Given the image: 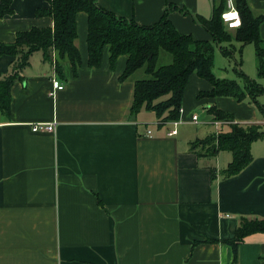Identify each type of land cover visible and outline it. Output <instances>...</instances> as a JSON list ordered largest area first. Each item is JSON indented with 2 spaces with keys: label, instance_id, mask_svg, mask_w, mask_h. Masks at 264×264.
Wrapping results in <instances>:
<instances>
[{
  "label": "crops",
  "instance_id": "crops-1",
  "mask_svg": "<svg viewBox=\"0 0 264 264\" xmlns=\"http://www.w3.org/2000/svg\"><path fill=\"white\" fill-rule=\"evenodd\" d=\"M230 1L99 0V5L142 26L155 25L166 8L176 6L169 20L180 33L212 41L193 17L210 18L220 3L227 11ZM248 2L255 15H264V0ZM48 6L49 0H14V14L0 19V45L14 43L18 32L52 27L50 18L35 13ZM77 26L79 75L65 61L64 75L58 76L35 53L25 81L12 89L9 114L0 112V264H264V234L245 238L237 263L232 247L222 243L234 237L241 217L264 219V141L252 145L253 162L232 178L220 172L233 155L223 151L214 167L210 157L191 149L203 139L193 126L195 109L216 105L235 124L264 127L259 109L223 97L199 101V92L211 85L194 74L178 126H159L150 111L133 118L135 82L143 78L137 74L145 71L120 81L128 57L120 56L111 68L109 48L101 68L88 67L85 13L78 14ZM260 35L264 40V23ZM14 60L0 56V78L10 74ZM55 82L64 88L57 90ZM206 115L202 123L215 130L208 135L230 131L225 123L215 124L208 110ZM36 124H54L56 130L35 132ZM174 129L177 135L169 136Z\"/></svg>",
  "mask_w": 264,
  "mask_h": 264
},
{
  "label": "trees",
  "instance_id": "trees-1",
  "mask_svg": "<svg viewBox=\"0 0 264 264\" xmlns=\"http://www.w3.org/2000/svg\"><path fill=\"white\" fill-rule=\"evenodd\" d=\"M14 0H0V19L13 15ZM242 24L229 30L222 20L226 10L224 3L215 6L210 18L194 16L198 23L212 37V41L196 40L191 34L180 33L169 20L170 13L179 10L168 7L161 20L152 26H142L133 19L116 16L101 8L99 0H49V6L36 10V17L50 18L52 27L44 29L33 27L30 31L18 32L14 43H2L0 56L8 55L15 60L10 74L0 78V112L9 114L12 105L11 92L17 82H24V70L31 64L32 55L41 53L43 61L50 63L58 76L64 75L63 62L68 61L73 76L79 75L83 61L77 46V16H88V67L99 69L103 63V52L109 48L110 66L114 68L120 56H127L126 70L119 78L126 81L134 73L144 70L146 79L135 82L134 100L130 107L131 116L136 117L141 111L154 112L158 125L180 121L181 109L186 90L192 75L196 74L211 85V89L197 95L199 101L207 99L230 98L238 102L253 104L264 118V105L259 99L264 96V87L243 72L242 48L249 44L256 53L258 75L264 78V40L260 35L264 15H255L248 0H234ZM182 13L188 14L181 10ZM234 31V32H233ZM240 44L239 50L234 42ZM234 60L235 72L239 80L218 79L214 74L215 48ZM172 55V63L158 67L161 52ZM239 51L240 58H236ZM213 122H227L230 131L210 134L205 139L195 141L191 149L199 157L213 158L223 151L232 153V161L220 172L222 178H232L244 171L253 162L252 145L264 141V127L258 123L235 124L234 116L216 105L206 108ZM212 179L216 171H211ZM255 233L264 234V219L241 217L235 235L230 240L222 241L233 249L234 263L238 262L239 247L245 238ZM205 243H220L207 239ZM198 244V243H197ZM195 244V246L197 245Z\"/></svg>",
  "mask_w": 264,
  "mask_h": 264
},
{
  "label": "rangeland",
  "instance_id": "rangeland-1",
  "mask_svg": "<svg viewBox=\"0 0 264 264\" xmlns=\"http://www.w3.org/2000/svg\"><path fill=\"white\" fill-rule=\"evenodd\" d=\"M234 46H236L237 50H239L238 48H240V44L238 42H234ZM244 52L242 54V65H243V72L248 76L251 77L253 79H256L263 87H264V78H260L258 75V71H257V65H256V59H255V50H253V46L249 45L246 46L244 49ZM249 50H250V54H249ZM215 62H214V74L218 79L224 78V79H229V80H239L240 78L237 75V73L235 72V62L232 59H229L227 57H225L221 51L218 50V48H215ZM38 55V54H36ZM236 58L239 59L240 58V53L239 51H237L236 53ZM172 55L170 53H167L165 51L161 52L159 61L157 66L161 67L162 65H168L172 63ZM137 76H141L143 78L140 79H146L148 78L146 75H144L143 71H140ZM188 102L190 104H193V98H188ZM259 103L264 105V96L261 97L259 99ZM204 108V107H203ZM202 107L195 109L196 110V114L199 115V117L201 118L199 122L193 124V126H195V128H198L200 130V135L201 137L204 139L209 133L208 130H212L215 131L213 128L210 127V125H206L203 124L202 121L204 120V118H207L206 115V110H204ZM221 124H224L225 121L219 122ZM227 124V122H226ZM167 126L169 127H174L173 125L168 124ZM175 128V127H174ZM226 130V128H225ZM219 132H223L222 130H219ZM208 133V134H207ZM211 134V131H210ZM223 154H225V156H228V154L231 156L232 153L225 151L223 152ZM212 162V165L214 167L218 166V162L216 161V158L213 157L211 159H209ZM222 164V168H224L227 164L226 160L223 159L221 161Z\"/></svg>",
  "mask_w": 264,
  "mask_h": 264
},
{
  "label": "built area",
  "instance_id": "built-area-1",
  "mask_svg": "<svg viewBox=\"0 0 264 264\" xmlns=\"http://www.w3.org/2000/svg\"><path fill=\"white\" fill-rule=\"evenodd\" d=\"M228 7H230L227 11H225L223 14H222V20L223 22H225L226 26L228 27L229 30H234L238 27L241 26L242 24V21H241V17H240V13L237 9V7H235L234 5V1L232 3V1L229 2L228 4ZM55 85V88L57 90H61L64 88L63 85H59L58 82H55L54 83ZM181 114H183V110L181 109ZM199 121V117L198 115H193L192 117V122L194 123H197ZM179 122V121H178ZM178 122H173V123H170L172 124L173 126H178ZM215 124L217 125H222L221 123L219 122H216ZM226 124V122H225ZM32 130L35 131V132H55V126L54 124H47V125H44V124H36L32 127ZM148 136L151 135V131L149 130V132L147 133ZM169 136H176L177 135V130L174 129L172 131H170L168 133Z\"/></svg>",
  "mask_w": 264,
  "mask_h": 264
}]
</instances>
